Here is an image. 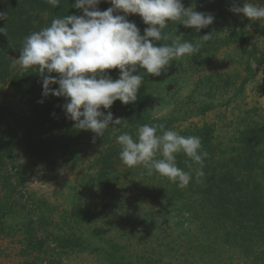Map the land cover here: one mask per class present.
I'll return each mask as SVG.
<instances>
[{
	"label": "trees",
	"instance_id": "obj_1",
	"mask_svg": "<svg viewBox=\"0 0 264 264\" xmlns=\"http://www.w3.org/2000/svg\"><path fill=\"white\" fill-rule=\"evenodd\" d=\"M233 1L182 0L186 8L193 7L196 11L211 13L215 19L213 24L199 32L193 28H186L178 22H169L165 31L173 38L182 34V40L201 45L199 54L172 61L171 67H182L183 71H199V66L209 62L210 56L219 49L230 44L242 46L247 42L250 35L247 25L251 21L243 14L229 10L233 6ZM74 3L75 0H61L58 7H53L46 0H0V12L6 14V19L0 20V27L5 28V33H0V91L2 85L9 83L23 105L18 112H6L0 109V236L13 237L15 233H21L25 249L34 257L23 264H53L51 259L56 251L59 256L67 251H88L98 255L106 264H132L124 252V246L110 238L107 239L104 236L107 231L102 224L97 226L98 217L112 208L109 203L101 204V209L97 211L95 197L92 199L91 208L87 207L88 205L82 208L80 200L83 194H76L71 203L70 215L65 216L55 226L56 232L47 230L44 204L36 202L30 205L35 216L31 214L32 210L27 213L26 205L20 204V199L24 198L21 190L26 182V174L23 169L15 167L13 155L15 147H20L37 164L58 167L66 162H82L84 150L95 149L97 152L93 167L96 168V174L89 181L99 189H113L121 174L123 177L130 175L132 181L135 178L145 179L150 176L142 165L128 167L120 160L121 148L117 143L118 135L128 132L135 138L139 125L163 124L166 130H175L180 135L199 136L202 151L208 153L203 161L204 176L199 180L195 178V171L200 165L194 163L183 152L176 154L177 166L185 172H191L193 178L183 188L171 181L168 197L178 201L188 194L191 201H186L187 203L184 202L181 206L193 217H197L194 212L197 210L194 201L207 203L208 206L201 207L204 210V218L221 227L219 233L223 246L241 251L245 258H251L252 264H264L263 128L258 129L253 126L239 131L237 144L232 149L233 154L223 159L216 154L213 144L214 132L210 125L203 124L177 130L174 128L176 121L174 116L156 117L152 114L149 102L157 87L163 83L171 84L176 81L169 77H165L164 80L162 74L160 76L145 74V80L134 103L125 105L117 100L110 109L101 107L105 114L111 111L114 119L120 117L126 120L127 127L117 126L113 130L110 126L103 136H96L90 130L75 128V122L66 118L63 105L68 101L65 97L42 95L44 75L58 78L59 74H41L38 72V66L15 68L12 64L10 55L15 53L20 56L26 36L50 26L54 18L72 14L82 15V10L72 7ZM97 7L100 11H104L112 7V4L110 0H101ZM127 18L130 22H135L142 35L144 29L149 26L138 14H128ZM208 33H212V37L204 41L201 36ZM106 71L113 79L119 77V69ZM143 71L138 68V73ZM207 81L210 86H214L215 79L209 76ZM199 82L197 88L200 86ZM51 87L58 89L59 85L54 84ZM210 90L209 88L208 91ZM200 107V112L204 113L211 108V104L206 103ZM157 134H161L159 130ZM156 158H161L159 153ZM136 169L137 172H134ZM152 175L159 177V187L162 181L168 179L155 171ZM133 196L135 202L141 199L139 193ZM92 208L96 209V214L92 213L90 210ZM48 209L51 211L52 208ZM16 210L24 213L22 216L24 219L20 224L17 216L14 215ZM26 215L30 219H25ZM143 221L153 227L156 225L148 210L143 214ZM92 223L96 225L89 231L85 230L87 235L83 236L81 229ZM39 232L42 233L43 238L37 237ZM210 247L212 249V246L207 245L208 249ZM194 249L197 252L202 251V247L198 245ZM144 264H162V262L158 258L156 260L147 258Z\"/></svg>",
	"mask_w": 264,
	"mask_h": 264
},
{
	"label": "rangeland",
	"instance_id": "obj_2",
	"mask_svg": "<svg viewBox=\"0 0 264 264\" xmlns=\"http://www.w3.org/2000/svg\"><path fill=\"white\" fill-rule=\"evenodd\" d=\"M233 2H238L239 6L243 4V0ZM251 2L264 4V0ZM247 26L250 35L244 45L230 44L219 49L210 56L209 62L199 66V71H183L182 67L170 65L166 72H162L163 79L169 77L176 83L158 86L149 102L156 117L174 116L177 130L210 125L216 154L223 159L233 154L238 132L243 128L256 126L264 129V20L251 21ZM10 58L15 68H22L17 63V54H11ZM209 76L215 79L214 86L208 83ZM197 82L200 84L198 88ZM206 103L211 104V108L201 113L199 108ZM22 108L10 84L2 85L0 109L18 112ZM96 152L89 148L84 150L82 162H66L53 167L37 164L22 148L15 147L14 165L26 174L21 206L25 204V211L32 210L31 214L35 216L30 205L44 204L47 230L56 232L55 226L70 215L76 194H83L82 208L87 205L91 208L95 197L97 211L101 204H111L112 208L98 217L97 226L102 224L107 231L104 236L124 246L132 264H144L147 258H158L162 264H252L251 258H245L241 251L223 246L219 233L221 227L204 218L201 207L208 206L207 203L194 201L197 217H193L181 206L191 201L188 194L178 201L168 197L171 190L169 179L162 181L159 187V177L150 175L132 181L130 175L123 177L121 174L113 189L95 187L89 180L96 174L93 167ZM135 193L141 197L136 202ZM90 210L97 213L96 209ZM147 210L156 222L154 227L143 221ZM20 213L18 210L14 213L19 224L24 219V213ZM25 219L30 217L26 215ZM95 225L92 223L81 229L82 235L86 236L85 230L89 231ZM37 237L43 238L42 233L39 232ZM22 239L21 233H15L13 237L0 236V264H23L34 258L25 249ZM197 245L202 247L201 252L194 249ZM52 257L53 264H106L98 255L88 251H67L60 256L56 251Z\"/></svg>",
	"mask_w": 264,
	"mask_h": 264
},
{
	"label": "clouds",
	"instance_id": "obj_3",
	"mask_svg": "<svg viewBox=\"0 0 264 264\" xmlns=\"http://www.w3.org/2000/svg\"><path fill=\"white\" fill-rule=\"evenodd\" d=\"M46 2L58 7L61 0ZM100 3L101 0H75L72 7L83 14L54 18L50 26L26 36L16 59L22 68L38 66L41 74H59L58 78L44 75L42 95L65 97L66 118L75 122V128L90 130L96 136H103L110 126L113 130L127 127L126 120L114 119L111 111L105 114L101 107L110 109L117 100L125 105L134 103L145 74L160 76L172 61L200 53L199 43L182 40V34L173 38L166 32L169 22L199 32L215 19L211 13L186 8L182 0H110L112 7L104 11L98 9ZM229 10L253 22L264 20V4L251 0H243L242 6L234 2ZM128 14H138L149 25L143 35L135 22L128 20ZM3 19L6 14L0 12ZM0 33H5L4 27H0ZM201 37L208 41L212 33ZM138 68L144 71L138 73ZM110 69H119L117 79L106 71ZM54 84L59 85L58 89L51 87ZM158 130L161 134H157ZM117 143L121 148L119 158L126 166L142 165L148 175L155 171L178 187H186L193 178L191 172L177 166L178 153L183 152L200 165L195 171L197 180L204 176L203 161L208 153L202 151L199 136H183L166 130L163 124H143L137 127L135 138L124 132L118 135Z\"/></svg>",
	"mask_w": 264,
	"mask_h": 264
}]
</instances>
